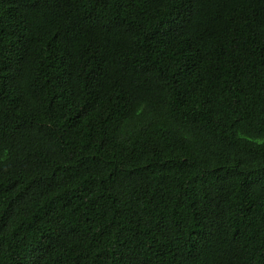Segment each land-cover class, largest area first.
<instances>
[{
  "label": "trees",
  "instance_id": "1",
  "mask_svg": "<svg viewBox=\"0 0 264 264\" xmlns=\"http://www.w3.org/2000/svg\"><path fill=\"white\" fill-rule=\"evenodd\" d=\"M0 264H264V0H0Z\"/></svg>",
  "mask_w": 264,
  "mask_h": 264
}]
</instances>
